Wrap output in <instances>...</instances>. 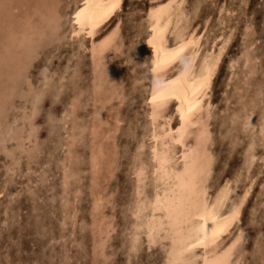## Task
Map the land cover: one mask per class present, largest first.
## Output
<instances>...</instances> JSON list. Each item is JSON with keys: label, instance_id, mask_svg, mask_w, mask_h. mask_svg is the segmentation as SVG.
<instances>
[{"label": "rangeland", "instance_id": "rangeland-1", "mask_svg": "<svg viewBox=\"0 0 264 264\" xmlns=\"http://www.w3.org/2000/svg\"><path fill=\"white\" fill-rule=\"evenodd\" d=\"M50 1L60 17L58 33L27 64L19 91L0 117V264H165L166 239L150 243L140 231L133 240L136 224L145 218L136 214L137 200L149 201L156 187L147 10L163 0H122L92 36L85 31L74 36L79 0ZM181 8L188 31L201 34L200 51L216 47L218 31L232 27L203 99L212 157L206 186L210 194L228 182L237 193L250 184L238 219L220 246L240 231L232 262L262 264L264 0H183ZM24 11L21 3L6 13L18 23ZM115 26L113 44L96 64L92 42ZM175 106L173 100L160 111L158 130L175 128ZM245 113L251 114L248 131ZM179 146L174 147L175 162ZM140 165L144 173L139 183Z\"/></svg>", "mask_w": 264, "mask_h": 264}, {"label": "bare ground", "instance_id": "bare-ground-1", "mask_svg": "<svg viewBox=\"0 0 264 264\" xmlns=\"http://www.w3.org/2000/svg\"><path fill=\"white\" fill-rule=\"evenodd\" d=\"M85 2L86 0H79L78 2L79 4L77 8L74 10L73 23L76 19V13L85 7ZM113 2L114 0H89V3L93 5L95 4L111 5ZM121 2L122 0H119L118 6L113 8L111 12L100 23L96 25L95 28H90L86 21H85L83 28H81L80 25L74 23L75 28L73 29V32L75 33V35H77L81 31H85L87 34L89 31H91L93 35L99 26L101 25L104 26V24L111 19L112 15L120 7ZM18 3L19 4L22 3L24 5L25 11L21 15V22L16 23L15 20L17 18L15 19L11 14L6 13V11L10 10V7L11 9L13 8L17 10L18 5H19ZM182 3H183V0H163V1H160L158 3H155L149 6L147 10V25L149 28L147 44L150 46V49H151V54H150L151 72H152L151 75L153 74V82L150 87L148 102L150 106V109H149V119L151 123L150 135L153 140L152 150H151V158H152V166H153L152 172H153L154 181L156 182V187L149 201H146L145 198L143 199L139 198L137 200L136 214L139 215V214L144 213L145 218L142 219L141 221H138V223L136 224V227L134 229L133 240L136 241L138 237V233L140 231L145 232L147 239L150 243L154 242L158 238L160 240L166 239L168 244H167L166 254H165V259H164L165 264H169L170 260L172 259L169 253L172 252L173 249H175L176 259H179V253L181 252L182 248L185 245V242L189 234V230L191 228L199 227L200 224H205L207 226V224L211 223L210 220L206 224V222L203 220L194 219L198 213L204 212L205 208H207L209 212L214 213V218L218 221L217 226L224 225L225 222L227 223V226L223 228V231L220 232V235L215 240V242L209 244L207 251L204 248H200L201 249L200 253L195 252L196 256L203 257L204 255H207L209 257V262H211V260L214 257H223L226 253H228V250L231 248L233 243L237 241L238 238H240L241 236L240 231H238L235 237L232 240H230L229 243L226 244L225 246H220L221 240L223 241L224 238L222 237L228 231L230 232L231 230L230 227L231 228L234 227L233 224L234 222L236 223V220L238 219L241 205L243 201L245 200V197L250 187V184H249L245 186L243 189H241L239 192L237 191V193H235L232 190L233 186H231L230 183L226 182L222 185L217 186L213 190L212 193L208 194L209 189L207 191L206 179L210 172L212 157H211V154L207 146L209 139H210V133L207 129V121L205 119L207 115L206 114L203 115V112L206 111L203 106V102H205L203 101V99L205 95L207 94V89L209 88L210 81L216 71L218 62L221 58L224 48L230 39V36L232 34L231 33L232 27L229 30H225V28H221L220 29L221 32L218 31L219 44L216 47L212 49H203L202 51H200L201 50V47H200L201 34L196 33L194 29L188 31V25L186 24L187 22L185 23L182 20V17H183L182 15L183 12L181 8ZM49 8L57 12L55 1H50L47 3V0H0V35L7 34L11 38V43L14 47L23 45L27 40L30 39L31 32H32L35 21L42 15V13L46 9H49ZM58 18L60 20L59 14H58ZM2 24H4V26ZM59 26H60V23H59ZM116 28L117 27L115 26V29H113L111 32L107 31L108 33L103 35L101 39L99 38V40L92 42L90 51H91V56L93 59L91 60H93L94 62H97L96 64H100L102 53L107 51V49L112 46L114 37L117 33ZM153 29H156V32H154ZM157 33L163 36L162 44L158 39L154 41L157 47L163 48L164 52L162 53V57L167 52L173 49L183 48V50L179 53L178 57L175 60H173L171 63L167 64L164 69H162L161 71L157 73H153L152 67H153L154 61L156 60V48H154L153 44H150L149 41L153 40V37ZM168 34H171L172 36L171 42L169 41ZM209 38L210 37H208V41L210 40ZM214 39H217V38L214 37ZM211 43H214V42L211 41ZM179 60H181V63L176 68V71L172 74H168L167 72L170 69V67L174 65L176 62H178ZM26 66L27 65H25L22 68V72L26 69ZM177 78H180V82L183 85L181 89V95L184 96L186 94L187 99L189 101L195 102V105L194 107H192L191 112L188 111L189 104L185 103L182 105L185 118L183 121H181L180 113L177 112L176 110L177 106L180 104V101H175V104H176L175 110H176V114L178 118L177 125L175 126V128L169 127L167 130H164V129L158 130L155 126V121L157 117L160 115L161 110L156 108L154 104L151 102V98L153 95V87L158 86V84L161 81H171V80H176ZM201 81H203L202 84L200 83ZM193 84L196 85L195 88L192 87ZM102 91L103 90H101V92ZM261 126H262V123H261ZM177 129H181V131L177 132L176 131ZM202 133H206V143L205 144L200 143V138H201ZM188 137H190L189 143L186 142ZM73 139H75V137H73ZM177 139H180L181 143H179L180 145L179 153H178L179 160L175 162L174 161V157H175L174 147L176 144H178V143H175ZM94 141L93 143H96ZM1 143H2V140H1ZM198 145H199V148H198ZM105 154H107V152ZM165 155L168 157L170 161V167L168 168L169 173L183 172L184 166H185L186 155L190 156L188 163L191 166V169L193 172H196L200 170L201 168L204 169L203 180L199 185L198 199L196 197H193L192 201L189 202L188 199L185 197L182 201L181 197L183 196V193L181 189L176 188L175 196H173L172 189L168 187L166 184L160 183L159 175L157 174V168L159 167V164L157 162V157L158 156L163 157ZM136 172L138 176V181L140 183V180H142V177H143L144 167L140 165L137 168ZM157 195H159V197L162 200H168L169 206H171V201L175 199L176 207L171 213L162 212L160 210V207H154V205H156L157 203L156 201ZM147 208H149V211L146 213ZM234 210L237 212V215L233 219L232 217H233ZM169 215H171V220L168 219ZM162 222L165 225H171V226L165 228L164 230H161L160 224ZM96 236L97 234L95 235V237ZM98 244L100 243L98 242ZM232 254L233 253L231 251L229 258H228V264H235L231 260ZM199 264H204L203 259L199 260Z\"/></svg>", "mask_w": 264, "mask_h": 264}, {"label": "snow or ice", "instance_id": "snow-or-ice-1", "mask_svg": "<svg viewBox=\"0 0 264 264\" xmlns=\"http://www.w3.org/2000/svg\"><path fill=\"white\" fill-rule=\"evenodd\" d=\"M118 4L119 0H114L111 5H93L89 3V0H86L85 7L76 13V19L74 23L80 25L81 28H83L86 21L90 28H95L96 25L100 23L113 8L118 6ZM153 31L156 32V29H153ZM88 35L91 36L92 32L89 31ZM157 39L161 42V44L163 43V36L159 33L153 37V40L149 41V43L153 44V47L156 48V60L154 61L152 67L153 73H157L164 69L165 66L175 60L179 53L183 50V48L173 49L162 57V53L164 52L163 48L157 47L154 43V41ZM200 83L202 84L203 81ZM182 87L183 85L180 82V78L171 81H161L158 86L153 87L151 102L156 108L162 111L167 107L170 101H180V104L177 106L176 110L180 113V119L183 121L185 117L182 105L185 103L189 104L188 111L191 112L195 102L189 101L186 94L184 96L181 95ZM192 87L195 88L196 85L193 84ZM261 96L264 97V91L261 92ZM242 119L245 130H250L251 125H249L248 121L251 119V114L245 113ZM176 131L180 132L181 129H177ZM261 134L264 135V117H262ZM175 143L179 144L181 143V140L177 139ZM200 143H206V133L201 134ZM252 147L253 145H249L250 149ZM189 158L190 156L186 155L183 172L169 173L168 168L170 167V161L168 157L166 155L163 157L158 156L157 162L159 167L157 168V174L159 175L160 183H164L172 189L173 196H175L176 188H179L183 193L181 200L183 201V199L186 197L188 201L191 202L193 197L198 199L199 185L203 180L204 169L201 168L200 170L193 172L191 166L188 163ZM156 201L157 203L154 205V207H160L162 212L171 213L176 207L175 199L171 201V206H169L168 200H162L159 195H157ZM236 215L237 212L234 210L232 218L234 219ZM168 219L171 220V215L168 216ZM194 219L203 220L206 222V224L210 220L211 223L207 224V226L205 224H200L199 227L191 228L189 230L185 245L179 253V259H176L175 249H173V251L169 253L170 257H172L169 264H199L200 259H203L204 264H228L229 255L232 249H234L239 244V238L233 243L231 248L228 250V253H226L223 257H214L211 262H209V257L207 255H204L203 257H197L195 254V249L204 248L207 251L209 244L215 242V240L219 237L220 232L223 231V228L227 226V223L225 222L224 225L217 226L218 221L214 218V213L209 212L207 208H205L204 212L198 213ZM170 226L171 225H165L162 222L160 224V229L164 230Z\"/></svg>", "mask_w": 264, "mask_h": 264}, {"label": "clouds", "instance_id": "clouds-1", "mask_svg": "<svg viewBox=\"0 0 264 264\" xmlns=\"http://www.w3.org/2000/svg\"><path fill=\"white\" fill-rule=\"evenodd\" d=\"M59 23L58 13L49 8L35 21L30 39L23 45L14 47L7 34L0 35V117L6 115L8 101L20 89L22 68L38 57L44 44L55 39ZM259 253L264 256V237Z\"/></svg>", "mask_w": 264, "mask_h": 264}]
</instances>
